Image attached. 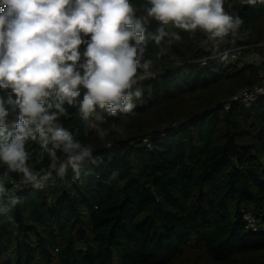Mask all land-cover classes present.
Masks as SVG:
<instances>
[{
  "label": "trees",
  "instance_id": "obj_1",
  "mask_svg": "<svg viewBox=\"0 0 264 264\" xmlns=\"http://www.w3.org/2000/svg\"><path fill=\"white\" fill-rule=\"evenodd\" d=\"M129 2L144 28L143 59L152 61L151 75L140 79L138 70L128 90L141 97L133 95V113L97 106L87 118L67 103L59 113L55 94L45 99L49 114H57L54 125L91 155L23 191L13 189L23 173L0 161V264H264V97L224 108L232 94L259 82L264 62L197 63L211 55L208 33L169 24L157 43L160 23L144 20L150 0ZM223 7L243 21L223 39L264 41V3L224 0ZM79 50L78 64L86 44ZM18 115L10 111L5 135L15 133ZM30 127L36 139L25 141L26 164L38 179L67 156L50 133L42 140Z\"/></svg>",
  "mask_w": 264,
  "mask_h": 264
},
{
  "label": "clouds",
  "instance_id": "obj_2",
  "mask_svg": "<svg viewBox=\"0 0 264 264\" xmlns=\"http://www.w3.org/2000/svg\"><path fill=\"white\" fill-rule=\"evenodd\" d=\"M223 2L150 0L144 20L153 18L160 23L157 43L168 35L165 27L169 24L184 30L200 28L209 39L223 40L229 32L235 35L243 22L239 16L225 13ZM134 13L129 0H0V90L10 89L6 97L0 96V161L23 173L25 183L36 181V174L26 164L24 147L28 138L36 139L30 125L42 140L50 133L54 148L66 154L67 164L74 169L91 155L90 147L54 125L57 114H49L44 104L47 97H58L55 107L61 114L65 103L78 106L84 118L97 106L106 107L111 115L133 113V95L139 99L141 92L128 90L136 82L138 70H143L140 79H144L151 75L152 66V61L143 59L144 28L141 20L133 19ZM81 44H86L85 59L78 64ZM81 87L85 90L82 99ZM17 110L15 133L5 135V120L10 111ZM106 135L105 130L99 131L101 138ZM50 156V167L56 169V152L50 150ZM67 164L60 163L61 175Z\"/></svg>",
  "mask_w": 264,
  "mask_h": 264
},
{
  "label": "built area",
  "instance_id": "obj_3",
  "mask_svg": "<svg viewBox=\"0 0 264 264\" xmlns=\"http://www.w3.org/2000/svg\"><path fill=\"white\" fill-rule=\"evenodd\" d=\"M205 50L209 51L211 55L197 60V63L199 62L205 65L210 58H219L227 66L242 68L244 66L253 65L258 68L264 62V41L259 43H240L236 39H216L206 44ZM258 75L259 82L257 84L239 89L224 102L225 110H229L233 104H242L249 107L259 98L264 97V70L260 69ZM161 135L163 136L164 133H161ZM143 141L146 143L147 147L151 149L149 138L146 137ZM63 163L67 164V159H65ZM67 167L73 168L71 164H67ZM55 175L62 177L59 171H54L51 172L50 175L49 173L44 174L34 182H13V189L23 191L28 189L31 185L48 182ZM246 218L250 222V227L256 230L258 227L254 224L253 217L246 214Z\"/></svg>",
  "mask_w": 264,
  "mask_h": 264
}]
</instances>
